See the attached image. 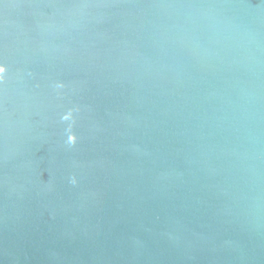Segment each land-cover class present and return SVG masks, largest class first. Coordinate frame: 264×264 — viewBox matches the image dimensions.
<instances>
[{
    "label": "water",
    "instance_id": "1",
    "mask_svg": "<svg viewBox=\"0 0 264 264\" xmlns=\"http://www.w3.org/2000/svg\"><path fill=\"white\" fill-rule=\"evenodd\" d=\"M0 264H264V0H0Z\"/></svg>",
    "mask_w": 264,
    "mask_h": 264
}]
</instances>
